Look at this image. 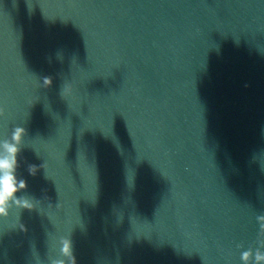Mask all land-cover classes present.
Listing matches in <instances>:
<instances>
[{"label":"water","instance_id":"95a60500","mask_svg":"<svg viewBox=\"0 0 264 264\" xmlns=\"http://www.w3.org/2000/svg\"><path fill=\"white\" fill-rule=\"evenodd\" d=\"M17 127L31 208L0 213V264H71L64 240L77 264H243L264 0H0V155Z\"/></svg>","mask_w":264,"mask_h":264},{"label":"clouds","instance_id":"9594fccd","mask_svg":"<svg viewBox=\"0 0 264 264\" xmlns=\"http://www.w3.org/2000/svg\"><path fill=\"white\" fill-rule=\"evenodd\" d=\"M45 84L51 86L50 79H45ZM27 134V130L23 127H17L13 132V140L15 143L3 142V148L5 150L4 155H0V213H7L14 204H19L21 200L28 208L31 205L28 203L26 197H17L16 193L21 189H27L26 180H18L16 176V171L19 166V161L17 159L19 149V144L22 142L23 137ZM36 165L29 166V173L31 175H36L38 171ZM259 222V247L256 248L253 253L250 248L247 251L241 253V260L243 264H264V215L257 217ZM64 255H67L71 264H77L76 257L72 251V241L64 240L63 247L61 249ZM254 255V260L252 259ZM54 264H64L63 261H54Z\"/></svg>","mask_w":264,"mask_h":264}]
</instances>
